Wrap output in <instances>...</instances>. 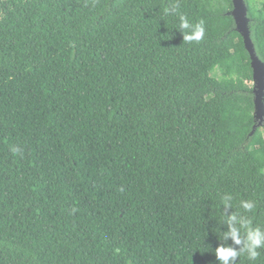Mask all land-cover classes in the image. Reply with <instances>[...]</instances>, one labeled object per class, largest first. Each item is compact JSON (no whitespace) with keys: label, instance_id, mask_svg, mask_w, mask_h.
I'll return each mask as SVG.
<instances>
[{"label":"trees","instance_id":"obj_1","mask_svg":"<svg viewBox=\"0 0 264 264\" xmlns=\"http://www.w3.org/2000/svg\"><path fill=\"white\" fill-rule=\"evenodd\" d=\"M246 3L264 62V1ZM233 9L0 0V264H218L225 195L264 229V126ZM181 15L203 39L183 40Z\"/></svg>","mask_w":264,"mask_h":264},{"label":"clouds","instance_id":"obj_2","mask_svg":"<svg viewBox=\"0 0 264 264\" xmlns=\"http://www.w3.org/2000/svg\"><path fill=\"white\" fill-rule=\"evenodd\" d=\"M166 14H176V7L166 10ZM179 21V31L183 35V40L191 42L203 39L205 32L202 23L193 25L182 15ZM222 199V206L225 210L222 212L225 217L223 224L227 225V230L218 237L222 243L214 250L218 264H237L242 255L246 256L249 261H255L259 256V250L264 248V229L250 227V220L247 216L227 211L230 208L233 209L231 195H225ZM240 207L245 212H250L254 209L255 203L251 200H242ZM229 240L231 244L227 243Z\"/></svg>","mask_w":264,"mask_h":264},{"label":"water","instance_id":"obj_3","mask_svg":"<svg viewBox=\"0 0 264 264\" xmlns=\"http://www.w3.org/2000/svg\"><path fill=\"white\" fill-rule=\"evenodd\" d=\"M234 9L229 14L233 17L236 30L244 40L246 50L251 57L253 69V94L255 105L254 132L257 128L264 126V62L258 57L256 48L252 40L250 29V18L248 17V7L246 0H232Z\"/></svg>","mask_w":264,"mask_h":264},{"label":"rangeland","instance_id":"obj_4","mask_svg":"<svg viewBox=\"0 0 264 264\" xmlns=\"http://www.w3.org/2000/svg\"><path fill=\"white\" fill-rule=\"evenodd\" d=\"M254 1H256L259 4H261L264 0H254ZM252 86H254V85H252Z\"/></svg>","mask_w":264,"mask_h":264}]
</instances>
